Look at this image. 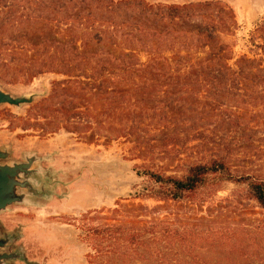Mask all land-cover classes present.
Masks as SVG:
<instances>
[{"label": "rangeland", "instance_id": "1", "mask_svg": "<svg viewBox=\"0 0 264 264\" xmlns=\"http://www.w3.org/2000/svg\"><path fill=\"white\" fill-rule=\"evenodd\" d=\"M141 30L166 33L161 49L175 47L156 56L202 66L188 74L148 75L153 89L146 98L141 93L134 98L136 109L146 107L149 113V119L141 120L140 127H148L139 151L134 138L107 141L99 134L96 124L102 118L92 124V132L64 128L69 112L84 111L53 91L66 76L44 73L28 79L16 74L23 61L39 57L36 52L49 46L77 47L82 54L103 51L115 58L132 48L146 62L147 50L156 49L157 42ZM199 31L209 37L197 41ZM260 44L264 0H0V87L13 96L38 94L27 105H0V149L9 152L0 162H22L27 153L41 158L33 164L38 173L30 203L0 212V237L12 239L4 251L18 254L6 264H85L84 216L89 212L109 222L158 216L174 225L218 230L239 245L230 249L227 241L220 248L200 242L195 251L204 264H230L213 259L221 249L264 264V211L245 184L209 182L188 198L156 201L143 197L151 185L136 174L149 168L181 176L191 164L224 158L234 175L264 179ZM224 64L240 74L214 72ZM107 120L116 121L115 115ZM85 123L79 120L78 131ZM139 205L160 209L146 215L136 209L128 216L112 212Z\"/></svg>", "mask_w": 264, "mask_h": 264}, {"label": "trees", "instance_id": "2", "mask_svg": "<svg viewBox=\"0 0 264 264\" xmlns=\"http://www.w3.org/2000/svg\"><path fill=\"white\" fill-rule=\"evenodd\" d=\"M222 30L219 27L217 31L223 32ZM141 32L150 39V42L154 40L157 42L156 49L151 47L147 50L149 57L146 62L137 59L132 48L115 58L103 51L82 54L77 47L49 46L39 54L36 52L39 57L23 61L24 67L16 74L28 79L44 73L66 76L67 79L54 83L53 91L61 96L65 95L70 103L73 101L79 103L84 111L69 112L63 119L64 128L76 134L92 132V124L98 123L97 119L102 118L101 122L96 124L99 134L107 141L134 138L139 151L142 143L140 140L145 133L144 127H148L143 125L141 128V120L149 119V113L146 107L136 109L134 98L136 93H141V96L144 95L146 98L147 91L153 89L154 86L147 82L148 75L163 77L188 74L197 66H200L198 70H201L202 66V62L179 65L165 57L156 56L159 52L172 51L175 47L161 49L166 33L142 30ZM206 37H209L206 31H199L197 41H204ZM256 47L264 56V44ZM223 66L224 68H215L214 72L231 77L240 74V69L232 71L228 65ZM114 100L117 101L115 107L111 105ZM114 115L116 121L107 120ZM79 120L82 122L86 120V123L82 124V131H78ZM158 127L163 128L160 125ZM136 174L146 178L151 185L143 197L156 201H179L188 198L209 182L214 184L219 181H230L245 184L250 198L264 211V179L234 175L224 158L191 164L181 176L165 175L149 168L137 170ZM135 209L146 215L158 214L160 207L148 209L139 205L123 211L113 209L112 212H122L128 216L132 215ZM84 220L87 224L85 239L89 248L85 264H204V258L195 251L197 248L201 249L200 242L207 241L209 245L212 242L214 246L220 248L225 247L227 241L230 242V249L239 245L236 238L232 242L228 241V237H224L226 235L221 231L214 229L203 231L196 226L174 225L176 223L168 221V218L158 216L144 222L121 218L109 222L107 217L91 215L89 212L84 216ZM97 220L103 221L96 224ZM215 254L213 259L217 262L253 264L245 260L244 254H239L238 251L228 250L225 253L221 249L215 251Z\"/></svg>", "mask_w": 264, "mask_h": 264}, {"label": "water", "instance_id": "3", "mask_svg": "<svg viewBox=\"0 0 264 264\" xmlns=\"http://www.w3.org/2000/svg\"><path fill=\"white\" fill-rule=\"evenodd\" d=\"M30 93L22 96H13L0 87V105L7 104L20 107L33 102L37 96ZM9 156L7 149H0V160ZM24 161L0 162V212L5 211L12 204H28L30 196L34 192V176L38 169L33 167L36 161L41 160L35 154H24ZM10 236L0 237V264H6L11 259L18 257L17 253L5 252Z\"/></svg>", "mask_w": 264, "mask_h": 264}]
</instances>
